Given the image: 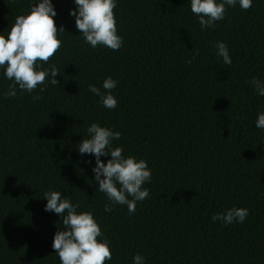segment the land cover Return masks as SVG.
<instances>
[{
    "label": "trees",
    "instance_id": "1",
    "mask_svg": "<svg viewBox=\"0 0 264 264\" xmlns=\"http://www.w3.org/2000/svg\"><path fill=\"white\" fill-rule=\"evenodd\" d=\"M35 2L0 0V34ZM52 3L66 32L43 67L55 64L60 83L49 76L43 92L8 98L0 69V264H60L52 243L63 225L45 211L49 190L93 212L110 241L106 264H133L137 253L145 264H264V130L256 127L264 96L249 84L264 79V0L228 6L203 30L190 0H117L118 51L84 40L69 15L74 0ZM217 42L231 65L216 55ZM109 76L118 81L115 109L88 87L104 91ZM93 122L119 131L113 146L152 171L134 213L104 210L95 157L76 147ZM233 206L249 210L243 223L213 222Z\"/></svg>",
    "mask_w": 264,
    "mask_h": 264
},
{
    "label": "clouds",
    "instance_id": "2",
    "mask_svg": "<svg viewBox=\"0 0 264 264\" xmlns=\"http://www.w3.org/2000/svg\"><path fill=\"white\" fill-rule=\"evenodd\" d=\"M76 8L69 15L75 17V25L84 40L93 48L104 46L118 51L123 45V38L118 34L114 9L117 0H74ZM248 10L253 0H190L191 11L199 17L201 29L214 28L217 21L225 18L228 6ZM57 15L52 0H36L30 11L18 15L7 35L0 34V69L11 81L4 95L15 97L17 92L32 93L38 87L50 83L57 85L60 73L55 64L43 67L62 47L60 34L66 32L63 26L56 25ZM216 55L222 57L225 65H231L232 59L225 42L214 45ZM198 55V53H196ZM187 63L191 64V60ZM117 80L111 76L103 81L102 88L90 84L89 90L96 94L102 105L115 109L118 101L112 94ZM249 84L259 96H264V79L253 77ZM33 101L42 99L34 95ZM256 127L264 130V112L258 114ZM121 133L107 126L93 122L87 128V135L76 147L81 155L95 157L92 171L94 180L98 181L97 190L104 193L108 202L104 205L106 212L112 206L127 205L129 213H134L137 202L146 200L149 189L144 185L152 178V171L145 159L135 155L125 156L121 146H113V141L120 140ZM102 156L111 158L105 163ZM47 199L45 211L55 212L61 217L63 227L54 234L52 247L58 255L60 264H106L112 259L110 241L103 237V232L91 210L77 211L79 204L62 195L60 191L49 190L44 193ZM131 197V199H129ZM249 215L246 207H230L224 212L212 216L213 222L219 220L225 225L243 223ZM133 264H145L144 257L137 253Z\"/></svg>",
    "mask_w": 264,
    "mask_h": 264
}]
</instances>
